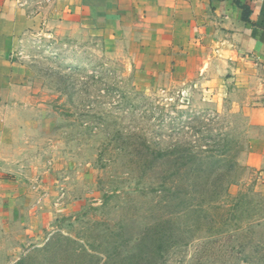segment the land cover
<instances>
[{
	"label": "rangeland",
	"instance_id": "374dc122",
	"mask_svg": "<svg viewBox=\"0 0 264 264\" xmlns=\"http://www.w3.org/2000/svg\"><path fill=\"white\" fill-rule=\"evenodd\" d=\"M53 31L17 52L38 138L35 170L0 179V264H264L259 100L196 59L137 75L125 42Z\"/></svg>",
	"mask_w": 264,
	"mask_h": 264
},
{
	"label": "crops",
	"instance_id": "0c3cea01",
	"mask_svg": "<svg viewBox=\"0 0 264 264\" xmlns=\"http://www.w3.org/2000/svg\"><path fill=\"white\" fill-rule=\"evenodd\" d=\"M44 29L125 42L143 66L137 75L189 73L196 59L255 96L264 123V0H0V179L18 181L2 174L12 167L35 170L38 81L17 52Z\"/></svg>",
	"mask_w": 264,
	"mask_h": 264
},
{
	"label": "built area",
	"instance_id": "2783aa9c",
	"mask_svg": "<svg viewBox=\"0 0 264 264\" xmlns=\"http://www.w3.org/2000/svg\"><path fill=\"white\" fill-rule=\"evenodd\" d=\"M45 1H47V2H48V1H51V0H45Z\"/></svg>",
	"mask_w": 264,
	"mask_h": 264
},
{
	"label": "trees",
	"instance_id": "16d2710c",
	"mask_svg": "<svg viewBox=\"0 0 264 264\" xmlns=\"http://www.w3.org/2000/svg\"><path fill=\"white\" fill-rule=\"evenodd\" d=\"M244 18H245V13H244Z\"/></svg>",
	"mask_w": 264,
	"mask_h": 264
}]
</instances>
